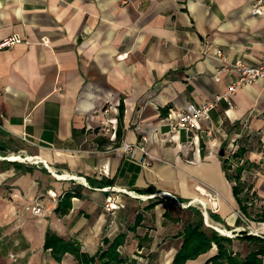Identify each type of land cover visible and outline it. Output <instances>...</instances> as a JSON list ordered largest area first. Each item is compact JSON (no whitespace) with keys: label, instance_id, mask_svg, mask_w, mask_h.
I'll use <instances>...</instances> for the list:
<instances>
[{"label":"crops","instance_id":"crops-1","mask_svg":"<svg viewBox=\"0 0 264 264\" xmlns=\"http://www.w3.org/2000/svg\"><path fill=\"white\" fill-rule=\"evenodd\" d=\"M251 4L0 0V38L18 33L25 39L0 51V147L6 148L0 152V264H37L42 255L51 260L45 264H65L67 256H74L56 262L44 248L48 230L78 240L94 255L104 237L118 234L106 232L115 225L104 209L111 188L147 196L171 193L192 204L216 192L218 219L207 218L226 229L235 252H249L250 243L237 238L244 226L232 212L231 206L239 207L221 151L229 156L243 136L248 138L245 159L256 166L242 179L257 196L255 209L263 206L264 80L240 87L232 107L220 103L211 121L190 129L173 130L172 125L189 103L202 104L227 90L232 75L214 78L222 65L217 49L229 62L251 64L264 55V16H254ZM106 108L111 112L105 114ZM104 120H112L115 138L102 132ZM124 143L140 148L129 153ZM10 153L43 165L7 160L3 154ZM148 189L152 192L141 194ZM48 191L81 196L72 198L65 214L56 213L58 203L52 204L51 220L33 216L31 201ZM123 196L125 209L124 198L130 196ZM202 202L217 206L210 199ZM146 207L144 217L158 216L157 230L137 232H154L158 245L169 243L155 249L150 261L172 264L181 246V239L173 238L175 224L162 221L164 203ZM117 222L124 226L126 221ZM137 252L139 259L134 258L140 261L144 255ZM214 253L187 264H204Z\"/></svg>","mask_w":264,"mask_h":264},{"label":"trees","instance_id":"trees-1","mask_svg":"<svg viewBox=\"0 0 264 264\" xmlns=\"http://www.w3.org/2000/svg\"><path fill=\"white\" fill-rule=\"evenodd\" d=\"M237 126L238 124L232 128ZM241 142L242 144L236 152L229 156L226 154L222 156V163L229 181L233 182V194L238 203L240 214L250 222L264 223V205L255 209L254 200L257 196L250 194L249 189L246 188L248 184L242 179L243 172L256 165L245 159L249 150L248 138L243 136ZM3 150L6 148L0 147V152H4ZM3 156H7V154H3ZM7 162L19 164L18 162ZM233 165H236L235 170L230 173L229 170L232 169ZM90 183L94 184L95 181L90 179ZM107 183L111 182L108 181ZM145 192L152 191L148 189L141 191V194ZM75 196L81 195L75 191H68L62 195L55 210L56 213H67L71 208V200ZM160 203L163 201H153L146 208L151 210ZM187 211L190 214L183 229L173 236V238L181 239V246L175 254L172 264H187L190 260H196L202 255L210 254L213 249H215V253L210 255L204 264H264V235L257 236L250 234L247 229L242 230L237 238L247 241L251 245L249 252L242 256L241 253L233 250V238L221 234L213 227L205 224L202 211L193 206H189ZM210 217L218 219L214 212H210ZM164 218L174 224L180 222L179 218L172 217L167 211ZM144 219V215L138 213L135 223L128 225L127 229L120 231L114 237H104L102 245L94 255L86 252L78 240L60 236L52 230H48L46 233L44 248L50 250L51 257L56 262H62L67 254H71L78 264H140L136 258L128 256L126 249L131 242L129 232H133L134 236L139 238V249L145 246V242L152 240L147 233L142 236L137 232L139 228H145ZM238 219L243 226H246L240 217Z\"/></svg>","mask_w":264,"mask_h":264},{"label":"built area","instance_id":"built-area-1","mask_svg":"<svg viewBox=\"0 0 264 264\" xmlns=\"http://www.w3.org/2000/svg\"><path fill=\"white\" fill-rule=\"evenodd\" d=\"M251 12L254 16H264V0H252L251 4ZM25 39L22 35L15 33L6 37L0 38V51L4 49H10L14 46L24 42ZM216 57L221 61L222 65L219 69H217L214 74V78L216 80H220L221 76L226 73L233 76L232 81L229 83L228 88L225 92L218 94L215 96L213 100L206 101L202 104L189 103L185 109L181 111V116L178 121L173 123L172 129L177 130L179 128H194L197 127L201 122L211 121L212 120V111L222 102H226L229 107H232V97L236 93V91L247 84H252L259 79L264 80V55L258 61L254 63H246L242 59H237L234 62H229L228 57L222 49H217L215 52ZM111 112L110 108H106L104 110L105 114ZM112 120L111 121H102L101 122V130L103 133L109 134L111 137H116V132L112 128ZM23 140L26 142H30L27 136H23ZM123 148L129 152L133 153L136 148H140L138 145H132L129 143H124ZM143 149V148H141ZM7 160H10L8 157H5ZM23 160H28V158H24ZM13 161V160H11ZM37 162H41L37 160ZM109 195L106 197L104 202V209L111 216L115 217L118 210L123 207V199L122 195L127 194L134 198L141 199H151V198H163L164 200H168L170 202L176 201L180 206L188 207L190 204L186 202L180 201L177 197H175L171 193H154L151 195H138L136 193H132L131 191H126L124 189L111 188L109 190ZM49 195L51 198H56L58 195L56 192L49 191ZM207 197L212 200V202H217L218 194L215 192L214 194H207ZM218 205V202H217ZM217 207V206H215ZM30 209L35 215L41 216L44 214V203L40 197H37L33 203L31 204ZM207 214V213H206ZM239 217L244 221L245 227L243 230L247 229L250 234L263 236L264 235V227H257L255 222L248 221L245 217H243L239 212Z\"/></svg>","mask_w":264,"mask_h":264},{"label":"rangeland","instance_id":"rangeland-1","mask_svg":"<svg viewBox=\"0 0 264 264\" xmlns=\"http://www.w3.org/2000/svg\"><path fill=\"white\" fill-rule=\"evenodd\" d=\"M18 157L20 160H13V161H20V162H23L27 165H35V166H40V165H43V163L41 162H37V159H32V160H23L24 157H21L20 158V153H10L8 154L6 157H9L10 159L12 157ZM45 165V164H44ZM206 194V193H205ZM218 194V193H217ZM57 197L56 198H51V196L49 195V191L45 194H42L40 195L42 200H43V203H44V214L41 215V216H38V215H35L31 209L28 208V211H30L32 213L33 216H36V217H45V218H49L51 220V216H47V211H49V209L51 210V207H52V204H55V203H58L59 202V199L61 198L60 194L57 193ZM125 195V194H123ZM121 196V197H124V196ZM38 196V197H40ZM130 196V195H129ZM175 196V195H174ZM207 196V194H206ZM219 196V194H218ZM176 197V196H175ZM37 197H35L32 201H31V204L33 203V201L36 199ZM123 199V198H122ZM125 199V203H126V208L124 209L123 207L117 211L116 213V216L113 217V220H115V225L114 226H109L107 227V231H110L109 233H119L120 231H123L125 229H127L128 225L130 224H134L135 223V219H136V215L138 213H144L143 212V209L144 207H146L147 205H149L150 203H152L153 201H156V200H161L163 201L164 205H165V209L166 211L174 218H179L180 219V222L176 223L174 228H175V232H178L180 230L183 229V226H184V223L187 221L188 219V216L190 214V212L187 211L188 207L189 206H193L197 209H199L200 211H202L203 215H204V219H205V224L207 226H210V227H213L214 229H216L217 231H219L220 233L224 234L225 233H228L226 232V229H224V227L220 226L219 224H216V223H213L212 221H210V219L207 218V216H210V212H218L219 209H220V205H217V207L213 206L212 204H209L207 206L203 205L201 202L202 201H205L207 199H209L207 197V199H202V198H199V201H196L194 202L193 204L189 205L188 207H183V206H180L176 201H168V200H164L163 198H151V199H139V198H134V197H128V198H124ZM219 203V200L217 201ZM123 203V201H122ZM187 204H190L187 203ZM49 208V209H48ZM232 212L236 213L237 217H239V210L237 208H235L234 206L232 207ZM120 211V212H119ZM165 211V212H166ZM188 212V213H187ZM107 213V212H106ZM207 213V214H206ZM50 214V212H49ZM165 214V213H164ZM157 215L155 213H153L151 216H145V219H146V222L143 224L145 226V228H149V230H153V231H156L157 230V227H156V220H157ZM164 217V215H163ZM115 218V219H114ZM119 219H123L124 221V226H119L118 225V220ZM167 219L164 218V220L162 221H166ZM170 221V220H168ZM209 221V222H208ZM114 223V221H113ZM245 227V226H244ZM243 227V229H244ZM144 233H146V230H143ZM143 231L140 229V232H142V236L145 235L143 233ZM223 231V232H222ZM150 233H151V236H150ZM154 232H151V231H148L147 234L149 235V237L152 239V240H148L147 242H145V246L141 249H139L141 251V253H143L144 257H142L139 261V263L141 264H152V262L150 261L151 260V255L154 254L153 251L157 248H159V246H161V250L162 248H168V245L169 243H166L164 244L165 240H163L162 243H159V240L156 241L154 239V237H152ZM129 235H130V238H131V242L129 243V245L127 246V249H126V252L128 254V256H130V258H134L136 257L137 259H139L137 257V255H140V254H137V250H138V243H139V238H136V236H134V233L133 232H129ZM141 236V237H142ZM159 248V249H160ZM150 255V256H149ZM47 256V254H46ZM46 261H50L51 260L49 259V257L47 256L45 258V256L42 255L41 257V260L39 262H37V264H45ZM65 264H77L74 260V257L72 256H67L65 258Z\"/></svg>","mask_w":264,"mask_h":264},{"label":"bare ground","instance_id":"bare-ground-1","mask_svg":"<svg viewBox=\"0 0 264 264\" xmlns=\"http://www.w3.org/2000/svg\"><path fill=\"white\" fill-rule=\"evenodd\" d=\"M9 158V157H8ZM10 159V158H9ZM20 160L18 157L14 156L12 157L10 160ZM203 205H205L206 203L205 202H202ZM223 232V231H222ZM224 233V232H223ZM226 234V233H225Z\"/></svg>","mask_w":264,"mask_h":264},{"label":"water","instance_id":"water-1","mask_svg":"<svg viewBox=\"0 0 264 264\" xmlns=\"http://www.w3.org/2000/svg\"><path fill=\"white\" fill-rule=\"evenodd\" d=\"M221 155H224V150L221 151Z\"/></svg>","mask_w":264,"mask_h":264}]
</instances>
